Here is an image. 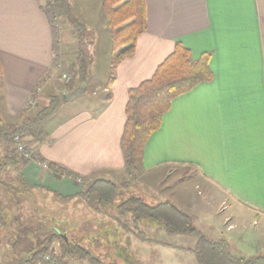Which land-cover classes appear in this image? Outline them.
<instances>
[{"label": "crops", "instance_id": "crops-1", "mask_svg": "<svg viewBox=\"0 0 264 264\" xmlns=\"http://www.w3.org/2000/svg\"><path fill=\"white\" fill-rule=\"evenodd\" d=\"M46 1L0 0V117L6 121L21 120L24 110H32L38 86L62 57L60 32L54 47L53 31L43 11ZM69 2L70 9L96 30L91 36L88 69L91 87L100 90L87 93L79 103L75 100L82 94L62 102L57 110L65 115L56 121L50 116L37 129L44 131L46 139L41 137L36 143L38 158L20 168L25 182L62 196L82 193V181L53 174L42 164L49 161L87 178V183L94 179L118 183L120 175H126L120 139L128 90L149 78L175 43L181 42L193 58L209 54L212 76L172 98L159 126L146 139L139 171L147 173L143 185L155 197L143 201L149 205L170 201L187 212L192 223L203 222L196 225L203 234L206 229L211 239H225L231 251L246 253L250 244L257 253H264V243L253 241L248 229L250 221L257 226L264 220V0H144L146 29L133 51L117 64L109 86L111 42L100 0ZM177 165L192 167L194 174L186 178L195 183L182 185L183 181L181 192H176L177 186L168 197L157 192L162 181L159 170ZM127 179L128 184L132 177ZM199 185L204 190L195 193ZM74 203L75 228L90 223L92 229H104L109 227L105 219L123 227L131 223L153 232L144 239L133 232L140 245L152 248L147 250L151 264H159L164 251L179 254L184 264H197L189 249L195 242L192 235L168 234L158 222L134 219L111 202L104 205V211L99 203L100 208L89 217L81 209L82 200ZM208 213L217 215V222L205 226ZM237 220H245L246 226L236 237ZM242 236L245 246L237 242ZM129 240L127 235L120 243L127 248Z\"/></svg>", "mask_w": 264, "mask_h": 264}, {"label": "trees", "instance_id": "trees-1", "mask_svg": "<svg viewBox=\"0 0 264 264\" xmlns=\"http://www.w3.org/2000/svg\"><path fill=\"white\" fill-rule=\"evenodd\" d=\"M100 10L106 18V27L111 42L110 76L107 81V86H109L117 64L133 51L136 39L146 29L145 3L144 0H100ZM43 11L53 31L54 47L59 43L58 19L60 17L67 18L78 32L80 28H83L76 18H69V0H47ZM84 56L83 51L79 55L77 53L78 69L76 74L79 76V82L86 83V90L91 75L88 69L90 61L88 56ZM57 65L58 62L53 63L54 67ZM211 76L208 53H202L197 58H193L186 46L181 42H176L172 52L157 65L153 74L136 87L128 90L125 106L126 120L120 139L123 172L128 177L137 176L145 141L150 133L159 126L162 115L168 109L172 98L192 89L202 81L209 80ZM77 84L70 86L66 91L73 89ZM85 90L82 94L85 93ZM106 98L107 100L111 98L109 92L106 93ZM61 103L60 97L52 95L48 98L46 105L38 111L30 113L31 111L24 110L21 120L6 121L0 117V231L9 227L8 222L16 224L15 213L19 212V206H25L21 205L23 202L35 204L34 206L30 205L31 208L43 207L59 214V207L64 208L65 211L64 204L68 207V204L72 203L75 208L74 201L77 199L84 202L82 207L84 210L86 208L94 210L96 204L94 205L93 202L104 206L107 203H112L116 196L117 185L113 181L94 179L87 183V178L83 179L65 166L49 161L46 162V165L53 174L72 176L76 180L82 181L84 183L82 193L62 196L47 187L26 183L21 174L18 176L10 174L8 181L1 177L6 167L8 171L13 165L21 168L31 159L38 158V152L35 149L36 143L41 137L46 139V135L42 129L41 132H38L37 129H40V126L54 114ZM16 136L20 138L24 150L29 153L30 158H25L22 153L17 152L14 143ZM5 174L6 171L4 176ZM86 183L87 185H85ZM123 203L128 205L125 207V211H129L135 216L134 219L147 218L158 222L163 231L168 234L182 233L194 236L195 242L189 249L193 252L197 264H264V253H257L249 257L232 255L225 239L214 240L197 230L192 224L191 216L168 200L149 205L140 197L132 196ZM118 207L120 205L116 208ZM38 216L43 217L37 214L36 217ZM40 218L35 221L34 227L41 230L45 227L51 229V224H44ZM9 219L13 221H9ZM26 226H21V228L30 227L29 224ZM84 228L72 229L73 239L69 238L68 233L63 234L59 230L52 229L35 245L28 248L26 258L15 260L16 264H43L49 260L55 261L56 264H70L69 260L71 259L84 261L87 264H118L102 262L98 255H92L76 240L75 237ZM127 231L134 235L135 231L132 228H127ZM142 233L143 231L139 229V232L137 231L135 234L139 237ZM55 243L58 244L57 251L54 250ZM110 247L115 250L119 249L116 244H112ZM119 253L124 254L125 252L120 250ZM45 257L48 259L46 260ZM125 258L127 257L125 256ZM129 259L131 258L129 257Z\"/></svg>", "mask_w": 264, "mask_h": 264}, {"label": "rangeland", "instance_id": "rangeland-1", "mask_svg": "<svg viewBox=\"0 0 264 264\" xmlns=\"http://www.w3.org/2000/svg\"><path fill=\"white\" fill-rule=\"evenodd\" d=\"M102 14V13H101ZM102 17L105 18L102 14ZM69 18H76L77 22L83 25V28H80V31H76V29L73 27V25L70 23V21L67 18L60 17L58 19V24L60 27V37H61V44H62V54H61V59L58 61L57 67H54L50 73H49V78H47L46 81H43L37 88L36 91V97L34 96V101L31 104L32 110L30 113H34L41 109L43 106L46 105L47 100L50 96L55 95L57 97H60V94L62 92H65L70 86H73L77 83L78 78L76 75L77 72V65H76V56L77 53L83 51V54L85 55L84 57L89 56L90 54V47L92 46L91 43V36L94 35V31L96 33V30L94 27L90 26L87 21H84L77 15V13L74 12V10L70 9L69 12ZM106 20V18H105ZM94 71V70H92ZM93 80H91L88 83V88L85 90V94H82L80 97H78L75 101L77 103L83 101L85 96L89 95V93L94 94L93 92L97 91L98 93L100 90L99 88L91 87L93 86L92 83ZM65 115L64 112H61L59 109L56 111V113L51 116V120L56 121L58 120L61 116L63 117ZM16 153V151H15ZM16 167H11V169L8 171L7 167L1 174V177L5 179L6 181L9 180L10 174L11 175H22L21 169L18 168L17 165ZM16 169L17 171H13V169ZM6 171V174L4 176V172ZM159 178L162 181H159L158 189H156L157 192L160 193H166V196H170L169 193H172L170 191H173L175 187L177 188L176 192H181L180 189V184L185 181V184L182 185H189L192 182L195 183V180L192 181H187L186 177H191L193 172V168L190 166H171L168 168H162L159 170ZM138 174H140L141 178L135 179L133 177L132 179H129L130 182H128V176L127 175H120V179L118 180V183H115L117 185V193L116 196L113 199V202L115 205L119 206L120 209L123 212L125 211V207H128V205L123 203L126 199L129 197H135L139 196L141 199L145 201H153L154 197L152 195H149L150 192L146 191V188L144 187L143 184H145V181L147 180L146 172L143 171H138ZM137 174V175H138ZM158 178V179H159ZM126 182H125V180ZM124 180V181H123ZM197 182V180H196ZM181 185V186H182ZM190 190V189H189ZM203 186H197L195 188V193L197 192H203ZM164 195V194H163ZM195 195V194H194ZM165 197V198H167ZM164 198V199H165ZM162 199V200H164ZM166 200V199H165ZM27 204V205H26ZM95 205L94 210H88V213H84V216L87 215L88 217L90 214L95 211L96 209H99L100 206L96 202H93ZM23 206H19V212L15 213V223L12 224L11 222H8L9 227H6L5 229L0 231V264H16V261L18 258H26L28 256V248L32 247L33 245L36 244L38 240L43 238L49 231H52V229L59 230L60 232H63V234L68 233L69 238L73 239L72 235L73 232L71 231L72 229L75 228V218L76 213L74 211V205L72 203L68 204V207L65 206V211L59 207V214H56L55 211H51L49 209H44L43 207H40L39 209L37 208H31L30 205H35L33 203H27L23 202ZM103 207V206H102ZM101 207V210L104 211L103 209H106V206L103 208ZM8 208V207H6ZM9 209V208H8ZM82 209V207H81ZM47 212H46V211ZM85 211V210H84ZM65 212V213H64ZM110 212V211H109ZM53 213V214H51ZM90 213V214H89ZM200 213H203L202 211ZM41 215L43 216L42 219L45 221L44 224H51V229H48L47 227H43L44 229L41 230L40 228L34 227L35 221L38 219L36 218V215ZM116 216V213L111 214ZM120 216V215H118ZM33 217V218H31ZM28 218V219H27ZM205 226H207V223H216L217 222V215L208 213L207 217H205ZM64 219V220H63ZM9 221H13L10 220ZM106 222L104 224H108L109 227L106 228H101V229H92L90 227V223H88V227H85L82 232H77V236L75 237L78 242L82 246H84L88 251L91 252L92 255H98L101 258V261L104 263H118V264H151L153 261L148 256L150 253L147 251L148 248L146 244H139L137 239L127 231V228L130 229L132 228L135 232H139L140 230H143L144 228L137 226L136 228L130 223L129 226L125 224V226L118 225L114 221L110 222L109 220L105 219ZM238 221V229L235 231L234 234H237L239 229H243L245 225V220H237ZM252 221H250V224L248 223V229L251 232V237L252 240H258L257 242L264 243V220L260 219L257 226H253ZM203 222L196 221L192 223L194 227L199 230L200 228H197L196 225H200ZM26 224L30 225L28 228H21V226H26ZM27 227V226H26ZM53 227V228H52ZM73 227V228H72ZM252 229V230H251ZM54 230V231H55ZM201 230V229H200ZM144 233L140 234L139 236L143 239L144 237L146 238L147 236L153 235V232L150 230H143ZM205 231V235L208 236L209 238H212V234L209 230L203 229ZM72 232V233H71ZM128 235L130 238V242L126 245H121L120 242H123L125 237ZM166 235V234H164ZM163 236V234H162ZM238 234L236 235V237ZM166 237V236H163ZM171 237V236H170ZM167 238V237H166ZM239 240V239H238ZM246 240L245 237L242 236V239H240L238 242L242 245H246ZM116 242V243H115ZM112 244H116L117 247L122 249L125 253L122 255L121 253L116 250V252H112V248L110 247ZM54 250H58V244L55 243L54 245ZM249 251H245L246 253H239L234 250H230L231 254L234 256H250V254L257 253L259 251H256L253 247L250 246L249 244ZM130 251V252H129ZM151 251V250H149ZM251 252V253H250ZM125 256L127 258H125ZM151 256H154L152 254ZM129 257L131 259H129ZM134 260V261H133ZM159 264H184L186 263L185 260L182 259V257L178 254H174L173 252H166L164 251L162 253L161 259H157ZM70 264H87L86 262H80L78 260H69ZM155 262V260H154ZM43 264H56L55 261H46ZM194 264V263H193Z\"/></svg>", "mask_w": 264, "mask_h": 264}, {"label": "water", "instance_id": "water-1", "mask_svg": "<svg viewBox=\"0 0 264 264\" xmlns=\"http://www.w3.org/2000/svg\"><path fill=\"white\" fill-rule=\"evenodd\" d=\"M86 87V83L85 82H79L76 87H74L73 89L69 90V91H65L62 92L60 94V98L62 102H69L72 101L74 99H76L78 96H80Z\"/></svg>", "mask_w": 264, "mask_h": 264}, {"label": "built area", "instance_id": "built-area-1", "mask_svg": "<svg viewBox=\"0 0 264 264\" xmlns=\"http://www.w3.org/2000/svg\"><path fill=\"white\" fill-rule=\"evenodd\" d=\"M14 143H15V146H16V150H17V152L22 153L23 156H24L25 158H30L29 153H27V152L24 150V146H23V144L21 143L19 137L16 136V137L14 138ZM42 164H43V166H47V165H46V162H43ZM45 259L47 260L48 257H45Z\"/></svg>", "mask_w": 264, "mask_h": 264}]
</instances>
